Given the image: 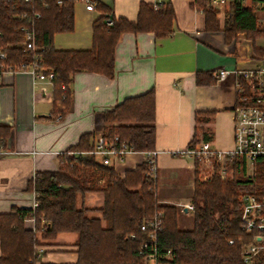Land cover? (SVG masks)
Here are the masks:
<instances>
[{"label":"trees","instance_id":"16d2710c","mask_svg":"<svg viewBox=\"0 0 264 264\" xmlns=\"http://www.w3.org/2000/svg\"><path fill=\"white\" fill-rule=\"evenodd\" d=\"M77 1L17 0L16 5L13 1L0 0V51L7 56L5 63L20 66L35 55L42 57L44 64L56 74L55 114L64 115L69 111L70 87L75 74L115 76V51L123 34L153 32L163 39L173 33L175 11L171 5L143 3L135 22L115 17L111 7L103 5L107 12L93 25L92 50H57L55 35L70 33L75 28ZM193 7L204 12L207 29H219L217 11L209 8L206 0H195ZM22 28L34 35L37 50L25 49ZM224 32L228 42L239 32H244L251 41L264 36L258 30L256 11L241 2L231 6ZM206 79L200 77L199 82L214 83ZM239 83L245 85L242 77ZM104 120L113 124L104 133L106 137L119 136L122 143L137 153L156 150L155 90L126 99L105 113ZM10 132L9 127L0 126L1 144L5 145ZM94 138L91 133L81 136L76 145L62 154L63 165L59 171L37 174L30 182V188L37 195L36 208L0 214V264H36L41 241H45L42 245H52L62 233L77 235L74 246L78 259L74 264H143L139 251L147 236L141 226L159 214L163 215V231L158 236V244L162 252L172 250L174 264H245L242 244L252 241L253 234L247 235L241 229L239 196L243 192L264 194V159L259 161L254 179L235 177L222 182L214 176L209 181H200L196 174L193 230H181L177 208L159 204L156 179L145 176L146 163L121 177L114 167L104 166L92 158L75 160L68 156L72 151L92 150ZM196 143L192 142L189 147ZM240 163H234L237 175L245 172ZM102 177L106 179L105 186L98 183ZM92 193L103 195L101 207L83 205ZM26 217L34 219L35 231L25 229Z\"/></svg>","mask_w":264,"mask_h":264},{"label":"crops","instance_id":"0c3cea01","mask_svg":"<svg viewBox=\"0 0 264 264\" xmlns=\"http://www.w3.org/2000/svg\"><path fill=\"white\" fill-rule=\"evenodd\" d=\"M87 0L75 5V28L54 37L57 50L89 51L93 48V25L105 16L109 6L117 18L138 19L143 3L171 5L175 11L173 33L159 39L153 32L125 33L115 51V76L82 72L73 77L72 103L66 114H55L54 88L47 82L35 83L28 73H6L0 77V126L10 128L5 153L0 156V214L33 209L37 200L29 184L37 174L62 168V154L76 145L81 136L105 133L113 124L104 114L128 98L155 90L156 150L158 151L156 188L160 205H192L196 169L187 153L192 142L210 141L215 148L228 151L234 146L232 110L239 95V73L255 69L264 60V36L251 41L239 32L228 42L224 32L231 6L217 10L219 29H207L205 14L193 7L195 0ZM243 5L259 15L254 0ZM214 83H200L199 78ZM206 79V80H207ZM145 162V154L132 153L116 165L124 177ZM104 177L98 181L102 186ZM89 194L84 200L89 206ZM81 205V204H80ZM25 229L36 230L34 219L26 217ZM182 230V229H181ZM189 230H193V227ZM40 235V232L38 233ZM77 235L59 234L43 250L36 264H74ZM0 242V258H1Z\"/></svg>","mask_w":264,"mask_h":264},{"label":"built area","instance_id":"2783aa9c","mask_svg":"<svg viewBox=\"0 0 264 264\" xmlns=\"http://www.w3.org/2000/svg\"><path fill=\"white\" fill-rule=\"evenodd\" d=\"M13 1L17 5V0ZM31 3L33 0H24ZM62 0H58L60 3ZM209 8L223 9L236 3H244L246 0H206ZM255 1V0H254ZM87 10L93 11L97 3L93 0L86 1ZM259 15L257 17L258 30L264 33V0H257ZM112 22L108 25L110 26ZM27 51H35L34 35L27 29L22 28ZM6 54L0 51V77L6 73H28L35 83L47 82L53 85L56 74L48 68L41 56L35 55L34 59L20 66L5 63ZM239 77L245 81V85L239 83V95L232 110L234 125V146L231 150L224 151L215 148L210 141L200 140L190 146L187 153L192 156L196 174L200 181H209L214 176L224 178L229 171L234 169V163L241 162L245 167L243 177L253 179L259 161L264 159V60L255 69L240 72ZM248 93H246V89ZM5 145L0 143V156L5 153ZM137 153L126 143H122L119 136L106 137L104 133L95 136L93 149L90 151H72L68 153L75 160L92 158L96 162L114 167L123 163L127 155ZM145 162L148 166L147 175L155 180L157 175L158 151L144 152ZM243 168V167H241ZM36 178V176H35ZM264 184V182H262ZM264 192V187H262ZM36 195V193H35ZM37 198V195H36ZM241 203V229L247 235L253 234V240L242 244V260L245 264H264V194L243 192L239 196ZM38 202H35V208ZM187 211L194 212L193 205L183 206ZM163 215L145 221L141 231L147 239L140 246V256L143 264H174L172 250L161 251L158 244V236L163 231ZM132 239L135 235L131 236ZM230 244L233 241L229 242ZM43 250L37 248L36 257Z\"/></svg>","mask_w":264,"mask_h":264},{"label":"rangeland","instance_id":"374dc122","mask_svg":"<svg viewBox=\"0 0 264 264\" xmlns=\"http://www.w3.org/2000/svg\"><path fill=\"white\" fill-rule=\"evenodd\" d=\"M147 173H148V170L146 171L145 176L150 179V177L147 175ZM228 173L229 174L226 175L224 178H221L218 175L217 176L220 178V180L222 182L230 181V180L234 179L235 177L245 178V177L242 176L241 172L238 173V175H237L235 168L233 169V174H232V170L229 171ZM245 179H249V178H245ZM105 184L106 183L102 184V186H105ZM241 194L242 193H240V195ZM102 203H103V199H102V202H101L100 195L99 194H94L92 196H89V199H87V203L86 204L89 205V206H93L94 207V206H98V205H100ZM84 205H85V202H84ZM193 213L194 212H191L190 211V212H188L186 214H182V213L180 214V216H179V228L180 229H182V230H189V229H191L193 227V220H194V214ZM96 215L97 216H100L99 214H96ZM105 224H106V221L104 220V225Z\"/></svg>","mask_w":264,"mask_h":264}]
</instances>
